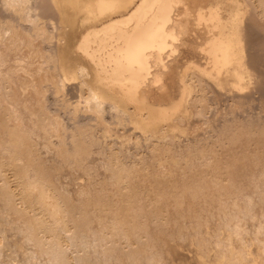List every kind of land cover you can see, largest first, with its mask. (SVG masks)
<instances>
[{
	"label": "bare ground",
	"instance_id": "bare-ground-1",
	"mask_svg": "<svg viewBox=\"0 0 264 264\" xmlns=\"http://www.w3.org/2000/svg\"><path fill=\"white\" fill-rule=\"evenodd\" d=\"M0 264H264V0H0Z\"/></svg>",
	"mask_w": 264,
	"mask_h": 264
},
{
	"label": "rangeland",
	"instance_id": "rangeland-1",
	"mask_svg": "<svg viewBox=\"0 0 264 264\" xmlns=\"http://www.w3.org/2000/svg\"><path fill=\"white\" fill-rule=\"evenodd\" d=\"M82 29H83V28H80V29H79V28H76L74 31H76L78 34H80L79 32H81ZM257 103H258V102H255L254 105H257ZM179 248H180V247H179ZM179 248H178V251H177V255H178L177 258H181V257H182V255H181V251H180L181 249L179 250Z\"/></svg>",
	"mask_w": 264,
	"mask_h": 264
}]
</instances>
